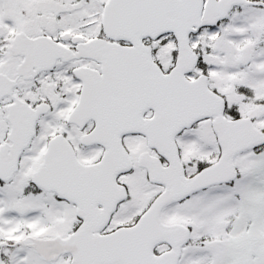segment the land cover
<instances>
[{
  "label": "snow or ice",
  "instance_id": "snow-or-ice-1",
  "mask_svg": "<svg viewBox=\"0 0 264 264\" xmlns=\"http://www.w3.org/2000/svg\"><path fill=\"white\" fill-rule=\"evenodd\" d=\"M0 264H264V0H0Z\"/></svg>",
  "mask_w": 264,
  "mask_h": 264
}]
</instances>
